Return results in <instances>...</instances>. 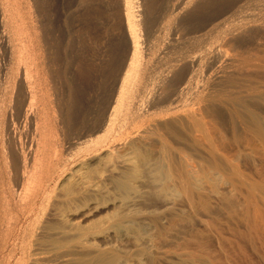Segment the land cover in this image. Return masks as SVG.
<instances>
[{"label":"rangeland","instance_id":"rangeland-1","mask_svg":"<svg viewBox=\"0 0 264 264\" xmlns=\"http://www.w3.org/2000/svg\"><path fill=\"white\" fill-rule=\"evenodd\" d=\"M12 1L20 3L19 6L17 4L18 8L15 4L13 6V21L22 28L24 25L26 30L36 26L50 47L44 54L43 65L45 84L50 93L48 98L51 99L49 117L61 148L70 151L68 144L74 138L75 141L84 128V117L89 118L96 112L99 115L109 97L111 78L106 79L103 67L110 56L116 57L123 50L118 31L113 30L108 34L113 27L111 23L116 28L120 19L119 0ZM170 1L132 0L141 54L144 50V24L149 25L166 8L167 15L172 17L175 11L171 12V6L180 0H172V4ZM233 1L199 0L191 3L192 10L190 6L183 22L190 27L203 25L205 20L207 23ZM236 14H239L238 18ZM236 14L232 15L235 20L229 19L250 24V27L237 37L238 42L233 41L236 47L224 43L226 45L222 50L225 54L231 51L232 57L230 54L226 56L232 58L234 63L231 61V68L235 67L234 71L239 66L238 72L228 73L230 75L221 77L223 80L217 78L212 69L216 71L218 64L215 66L216 62L210 56H205L207 60L202 58L198 68V80L204 83L206 79L210 80L206 81L205 85L210 86H206L208 89L203 90L202 96L205 98L209 94L208 99L210 96L216 101L217 98L219 101L224 99V103H213V106L207 103V108L204 106L206 104L204 107L198 106L200 114L197 112L191 122L160 120L165 121L164 125L166 120L170 121L166 125L169 124L171 128L159 123L156 132L162 138L158 136L157 139L153 134L154 138L149 137L145 143L147 145L143 144L148 159L142 166L136 154H125L126 151L120 148L118 150L121 152L114 151L109 155L105 150H100L96 156L91 154L86 157L78 153L79 160L68 163L65 170L51 182L48 205L40 209L38 198H35L37 201L33 204V211L27 216L25 209L13 205L11 210L18 215L13 213V220L17 223L5 236L9 238L6 239V247H0V264H30L32 255L39 258L35 264H264V26L258 25L264 19V0H244ZM108 15L112 17L111 23L107 21ZM140 28L142 31L138 30ZM72 33L82 34H79L81 49L78 52L82 51L79 59L87 62L88 71L91 68L94 71L92 80L86 77H80L83 79L80 80L77 76L72 78L76 55L68 52L71 46L67 43ZM165 33L161 32L151 40L149 53L153 55L154 51L158 52L161 50L159 48L165 46L169 40L168 33ZM233 55L238 60H234ZM2 61L3 49L0 47V63ZM244 63L252 68L243 66ZM200 72L209 75L207 77ZM232 75L234 79L229 78ZM213 76L215 81L211 82ZM72 79L85 89L83 91L81 88L84 93L73 104L67 99V85ZM139 94L134 93L133 96L139 99L144 95L149 105L141 103L142 114L139 116L133 117L131 112L120 115L123 118L121 122V118L116 120L114 133L130 132V128L135 129L141 125V121L160 119L168 112L169 108L165 107H169L171 103L168 102L171 101H165L164 97L151 101L152 96L147 93ZM197 102H193L194 109L198 108H195ZM171 109H175V106ZM179 109L173 111L180 113ZM254 109L256 112H253ZM122 156L129 158L127 165L116 160ZM11 179L7 183L10 189L14 188Z\"/></svg>","mask_w":264,"mask_h":264},{"label":"bare ground","instance_id":"bare-ground-1","mask_svg":"<svg viewBox=\"0 0 264 264\" xmlns=\"http://www.w3.org/2000/svg\"><path fill=\"white\" fill-rule=\"evenodd\" d=\"M174 1L171 0L170 4H172L171 2ZM198 1L199 0H185V1L180 0L179 2H177V4L173 3L171 6L173 8L171 12L175 11L174 15L173 14L171 15L172 17L167 15V8H166V11H164L162 15L159 14L161 16H158L157 19H153L154 21L152 22L150 21L151 23L149 25L144 24L145 39L142 44L144 50H142V54H141L138 46V39L140 36L139 34L137 36V33L135 31L136 30L135 23L137 19L134 18L133 9H132V0H119L121 7V14H120V19L118 20L115 26L116 28H114V24L111 23L112 17L108 15L109 20L107 18V21L111 23V25L113 26L108 34H111L113 30H117L119 36L122 38L121 48H123L122 54L120 55L118 54V56L116 57L110 56L109 61L103 67L104 76L106 77V79L108 80L109 78H111V85L109 87V97L103 108L101 109V107H99V110L101 109L99 115L96 112L95 114H92L89 118L88 117L85 118L83 116L84 119H86L85 124L82 122L84 124V128L82 129V131H80L79 136L77 135L78 138L75 141H73L75 138L74 139L72 138L73 140H70L68 144L69 147L67 146L68 147L67 149H69L70 151H65L64 149L61 148L62 146H60V144L58 143L57 140L58 138L56 137L57 134L54 130L55 128L54 124L50 121V117H49L50 115L49 102L51 101V99L48 98V95L50 93L48 92L49 90L46 87L47 84H45L46 78L44 77L43 74H45L46 71L43 65H44V54L47 53L50 47L47 45V42L44 40L45 38H43L42 32H40L35 28L36 26L31 24L34 27H32V29L26 30L24 29V25H22L23 26L22 28L20 25H18L16 22L13 21L14 17H12V15H13V6L15 3H13L12 0H0V47L3 49V61L2 63H0V247L3 246L6 247L7 244L6 239L9 238H7L8 235L6 238L5 236L7 233L9 234V231H11V227L15 226V224L17 223V221L15 223V221L13 220L14 211L12 212L11 210L13 205H18V207L25 209V212H27L26 216L27 214H29V212L33 211L32 208L33 204L37 201L35 200V198H38L39 208L48 205L47 203H49L48 201L50 198V193L52 191L51 182L53 181L54 177H57L58 174L64 171L68 163L77 160L78 157L81 155V153L82 155L85 156L91 154L92 156H96L100 150L102 151L105 150L109 155L115 153L114 151H119L118 149L120 148L121 150L124 149V151H126L125 154H129V153L130 154L132 153L131 155L136 154L139 164L142 166L146 162V159H148L147 154L143 151L146 148L143 147V144L147 143L146 142L148 141L147 139L149 137H152L153 134L155 135L156 138L158 136L159 139L160 137L162 138V136L156 132L159 123L163 124L165 122V121L160 122V120L162 121L163 119H167L173 122L174 121L191 122V118H196L195 116L197 115V112L201 110L199 108L201 105H202L201 107L204 106L206 107L207 103L208 104L211 103L210 105H212L213 103L215 105V103L217 102L224 103L222 101L224 99L219 101V99L216 96L213 97H216L218 101H216L215 98H214L215 100L211 99L210 96V99L214 100L215 102L208 99L209 94L208 96H205L206 99L204 98V96H202L203 90L207 88L206 86H210L209 84L205 85V83L206 81L210 82V80L208 81L206 78H204V80L206 79L205 83L204 81L201 80L199 81L198 68L201 64V60H203L202 58L205 59V56H208L207 58H209L210 56L212 60L213 59L215 60L216 62L215 66L218 64V66L216 67V71L215 69H212V72H215L217 78L220 79L221 77H225V75H227L228 73L231 74L234 71L233 69L235 67L231 68L234 62L232 58H229L230 56L227 57L231 53V51H229L230 50L229 49L227 51H229L230 53L227 52L228 54H225L224 50H222L223 49L222 47L224 46L225 48L226 44H230V43L232 44L233 41L237 40L238 36L240 37L250 27L249 26L250 24L246 25L244 23H241L239 20H238L239 22H233L235 19L232 17V15L240 11V8L242 7V3L244 2V0H234L228 7L224 8L221 12H218L216 16L215 15L214 17L212 16L213 17V18L211 17L212 19L210 20L208 19L209 21L207 23L205 20V24L203 25H199L197 27H190L187 24H185V22H183V17L189 10L190 6L192 10L191 3L194 4ZM19 2H21V0ZM17 4L19 6L20 3ZM17 4H15V6L18 8ZM92 6L94 7V5ZM93 12L94 11H92L91 13ZM238 15L239 14H236L235 16H237L238 18ZM230 17L233 18L234 20L229 19ZM94 18H96V16ZM90 22H92V20ZM19 24H22V22ZM258 25L260 27H263L264 19ZM138 30L142 31L141 28ZM161 32L164 34H166L165 32H167L169 40L165 44V46L159 48L161 49L160 51L158 49H156L158 50V52L154 51L155 54L157 53L156 55L154 53L152 55L151 53H149V48L151 46L150 43H152L151 40H153V38H155V36ZM74 34L73 33L72 35L70 34L69 35L70 39L67 41V43H70L71 46L70 48H68V52H70L71 55L74 52L76 55V57H74L75 59L73 60L74 62L73 67L75 68H72L71 70V72H74L73 70H75L72 78L74 79L75 76H77L79 77V79L80 77H84V78L86 77V79L88 78V80L91 78L93 79L95 75L93 76L92 74L94 72L91 70L92 68L90 69L91 71L90 70L88 71L89 68L87 69L88 67V65L86 64L87 62L85 61L86 62L85 63L81 59H79L80 58L79 54L82 52V51L80 53L78 52L79 49H81L79 47L80 46L79 44L81 42L80 35L79 34L74 35ZM57 41L55 43H57ZM224 43L226 44L224 45ZM235 44H232V47L234 46L236 47ZM162 45L164 44H161V46ZM56 46L57 45H55V47ZM61 49H63V47ZM233 50L236 51V49ZM235 54L237 53L235 52ZM234 55H233V59L236 58L234 57ZM237 57L239 58L240 56L238 55ZM207 58L205 60H207ZM238 58L234 60H238ZM231 61L233 63H231ZM243 61H240V63H242ZM207 62L208 61H206V63ZM206 63L205 65L207 66ZM70 64L72 65V63ZM245 65L246 64L244 63L243 66ZM256 66L258 65H255V67ZM247 67H251V66H247ZM247 67L245 68L247 69ZM255 67L254 69H256ZM204 68L205 67H203V69ZM237 68L236 70L238 72ZM261 68L263 69V67ZM208 69L211 70V68ZM200 70H202L201 67ZM244 72L246 74V71ZM200 73L204 74L202 72ZM206 73L204 75H206ZM240 74L238 76L241 75L244 76V74L241 75ZM208 75L206 76L208 77ZM212 75L213 73L210 76ZM214 77L215 76L210 78L211 82L215 81L213 80L215 79ZM231 77L233 78V75L230 76L229 78ZM236 78L235 80H237ZM73 79L72 81L74 82L70 81V83L67 85L68 86L67 92L69 96V97L67 96V99L69 98L72 104L76 100L78 101L77 98H79V95L81 96L82 92L85 91L84 88L79 87V85H76L77 82ZM201 79H203L202 76ZM221 80H223V78H221ZM230 80L232 81V79ZM225 81L227 82L226 79ZM210 84L212 85V83ZM81 88L83 89L82 92H81ZM206 92H208V90ZM134 93L135 94L140 93L141 95L147 93L148 95L152 96L151 101L154 99H159L160 97H164L165 101L166 100L171 101V102L167 101L168 103H171L170 106L173 105L172 103L178 104V105L175 104L172 107H170L169 104H166L165 101L163 100V103L169 106V107L164 106L165 109L166 108L171 109L175 106V109L178 110L180 108L179 110L181 112L178 113L179 111H177V113H175L176 111H173L175 109L173 110L168 109V112H166L162 117L159 116L160 119L152 118V120L148 119L145 122L141 121V125L137 126L135 129L130 128V132H128L129 131L128 130L126 131V133L124 132V134H122L123 132L120 133V135L117 134L118 132L117 130H116L117 132L114 133L116 120L122 117V116L119 117L120 115H122L125 112L128 114L131 112L133 117L139 116L142 114L140 107L141 103L145 102L149 105L148 100H145L144 95L141 96L139 99H136L137 97L133 96ZM65 94L67 95V93ZM220 94H218V96ZM240 95L238 94V96ZM243 99L245 98L242 97V100ZM196 101H198L197 102L198 105L197 106L194 105V106H196L195 108H197L198 106L199 107L197 109H194L192 105L194 104L193 102ZM231 102L232 101H229V103ZM159 109L161 111V108ZM160 111L158 112L159 114ZM254 111L255 109L253 110V112ZM238 114L240 113L238 112ZM125 115L124 117L126 118L127 115L126 116ZM251 116H252V112H251ZM122 118L120 119V122ZM167 120H166V124L170 122V121L167 122ZM166 124L165 125L163 124V126H166V128H168L170 126L169 125L170 123L168 125ZM169 128H171V126ZM118 129L121 128L118 127ZM78 153H80V155H78ZM116 160L117 161L119 160V162L122 165H127L129 163L128 157L122 156L120 159L117 158ZM9 178H12L11 180H13V182L10 181L11 183L14 184L13 185L14 188L12 189H10L8 186ZM15 216L18 217L17 214H15ZM40 216L41 215H39V217ZM14 229L16 230V228H13V230ZM23 233L25 234L26 232ZM17 235L18 234H16V236ZM21 246L22 245L18 247L20 248ZM38 261L39 258L32 255L30 257L29 263L35 264Z\"/></svg>","mask_w":264,"mask_h":264}]
</instances>
